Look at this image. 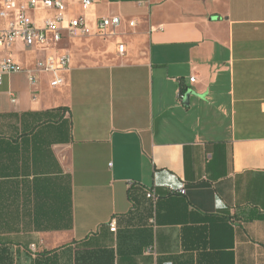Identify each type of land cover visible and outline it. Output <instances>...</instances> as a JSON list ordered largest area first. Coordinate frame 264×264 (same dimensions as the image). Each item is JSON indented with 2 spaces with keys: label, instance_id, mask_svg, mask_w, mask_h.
Returning <instances> with one entry per match:
<instances>
[{
  "label": "crops",
  "instance_id": "crops-1",
  "mask_svg": "<svg viewBox=\"0 0 264 264\" xmlns=\"http://www.w3.org/2000/svg\"><path fill=\"white\" fill-rule=\"evenodd\" d=\"M63 2L90 34L59 46L61 86L35 72L46 52L0 48L38 75L0 85V264H32L33 249H59L60 264L99 250L115 264H264V0ZM28 15L42 27L57 12ZM112 17L116 35L98 37Z\"/></svg>",
  "mask_w": 264,
  "mask_h": 264
},
{
  "label": "built area",
  "instance_id": "built-area-1",
  "mask_svg": "<svg viewBox=\"0 0 264 264\" xmlns=\"http://www.w3.org/2000/svg\"><path fill=\"white\" fill-rule=\"evenodd\" d=\"M93 2L94 0H82V11L89 10ZM39 7L57 12L56 16L45 19L42 27H37L28 15L29 11ZM65 10L63 0H29L27 4L18 3L16 0H5L3 9L0 11V19L6 22V26L0 28V48H9L17 41H21L26 48L46 52L45 57L36 62L35 72L50 75L53 88L64 83L63 75L71 65V55L68 50L59 47L61 43L67 37H84L90 34L84 15L66 18ZM120 24L119 17L100 18L97 22L96 35L101 38L115 36ZM125 50V45L119 44L118 51L121 55L125 53ZM23 72L29 74L32 85L37 83L38 75L25 71L12 57L0 59V85L4 83L7 76ZM191 82H195L194 77L191 78ZM9 94L12 102H16L17 97L12 92ZM180 99H184V95H181ZM186 193V187L179 191L181 195ZM147 197L154 201L159 198L152 190L147 191ZM109 228L111 232H117L116 218L110 221ZM146 252L154 254L152 247L147 248ZM31 253L36 258L37 251L33 249Z\"/></svg>",
  "mask_w": 264,
  "mask_h": 264
},
{
  "label": "trees",
  "instance_id": "trees-1",
  "mask_svg": "<svg viewBox=\"0 0 264 264\" xmlns=\"http://www.w3.org/2000/svg\"><path fill=\"white\" fill-rule=\"evenodd\" d=\"M184 95V93H182ZM60 250L38 252L32 264H60ZM115 258L109 251L88 252L83 255H76L75 264H115Z\"/></svg>",
  "mask_w": 264,
  "mask_h": 264
},
{
  "label": "water",
  "instance_id": "water-1",
  "mask_svg": "<svg viewBox=\"0 0 264 264\" xmlns=\"http://www.w3.org/2000/svg\"><path fill=\"white\" fill-rule=\"evenodd\" d=\"M190 96H191V93L188 92L185 96V99H184V105L185 106H189L190 105Z\"/></svg>",
  "mask_w": 264,
  "mask_h": 264
}]
</instances>
